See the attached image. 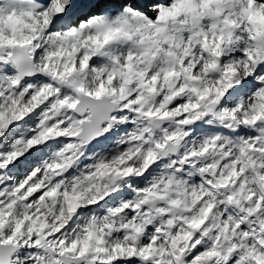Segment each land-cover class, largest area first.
Wrapping results in <instances>:
<instances>
[{"label": "snow or ice", "instance_id": "6c2138e0", "mask_svg": "<svg viewBox=\"0 0 264 264\" xmlns=\"http://www.w3.org/2000/svg\"><path fill=\"white\" fill-rule=\"evenodd\" d=\"M0 264H264V0H0Z\"/></svg>", "mask_w": 264, "mask_h": 264}]
</instances>
